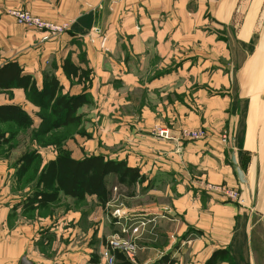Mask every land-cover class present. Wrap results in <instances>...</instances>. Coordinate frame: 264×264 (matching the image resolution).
I'll use <instances>...</instances> for the list:
<instances>
[{
    "label": "crops",
    "instance_id": "1",
    "mask_svg": "<svg viewBox=\"0 0 264 264\" xmlns=\"http://www.w3.org/2000/svg\"><path fill=\"white\" fill-rule=\"evenodd\" d=\"M254 3L0 0V66L17 61L40 88L46 76L55 75L64 93L73 94L69 83L74 81L78 94L85 93L90 100L78 113L85 115L87 129H101V147L88 139L83 152L65 148L76 159L101 154L124 161L143 176L131 184L119 183L115 175L106 180L113 199L119 188L124 211L149 213L136 219L148 223L133 235L140 248L135 264H169L171 260L173 264H207L219 250L225 253L214 264H264V246L257 247L260 234L253 230L252 213L211 189L227 183L243 192V183H250L252 175L241 168L246 182L240 181L234 164L246 156L242 149L247 140L233 138L230 144L219 140L215 132L223 126L224 98L205 88L209 81L222 89L225 80L255 79L242 76L246 67L264 57V29L257 26ZM17 9L67 23L69 29L43 41L41 32L16 22L11 12ZM66 60L88 71L87 84L66 74ZM11 92L12 97L0 92V105L19 104L34 117L32 111L37 108L24 90ZM198 127L214 130V137L181 138L183 129ZM161 129L167 130L168 138L155 133ZM55 147L39 151L42 168L56 158ZM49 149L46 156L44 150ZM13 161L0 157V228L8 226L10 211L21 202L13 190ZM26 198L21 202L23 210ZM113 203L109 199L107 207H99L98 236L134 224L124 220L115 225L109 211ZM49 221L51 228L46 232H0V264H20L24 255L33 264H103L100 257L91 255L92 244L82 249L74 244L76 234H70L69 243L63 241L67 236L61 231L62 219ZM92 235L88 233V240Z\"/></svg>",
    "mask_w": 264,
    "mask_h": 264
},
{
    "label": "rangeland",
    "instance_id": "2",
    "mask_svg": "<svg viewBox=\"0 0 264 264\" xmlns=\"http://www.w3.org/2000/svg\"><path fill=\"white\" fill-rule=\"evenodd\" d=\"M254 9L255 15L258 17L256 18L257 26L260 30H263L264 1L255 0ZM17 10H25L30 12L33 16L41 18L40 16L33 14L30 10ZM260 61L261 62H258L256 60L254 64H250V67H246L244 69V73L242 74L244 78L248 76H255V79L225 80L222 89H218V87L215 88V82L209 81L205 83V88L209 94L222 95L224 98V117L221 129H216L217 132H215L214 130L208 128L198 127L192 129L187 128L181 131V138H186V140H202L210 137L212 138L215 135L214 132L219 134V140H228V144H230L233 138H235V140H247L246 145L242 149L244 154L247 152L246 156L244 155L241 160H234V165L237 168L246 169L248 174L252 175V179L248 184L243 183V192L241 190H237L242 196L243 202L240 203V200H235L231 197L227 198L229 200H235L245 208H248V210L252 213L255 223L253 230L257 235L260 234L256 237L258 248H262L264 246V236H262L264 234V57L260 59ZM252 73L253 75H251ZM73 82L74 81H71L69 83L71 86L70 90L73 94H81H78L79 89L74 88L75 85ZM88 82L89 79L85 82V84ZM11 94L14 96L13 93ZM9 96L11 95L9 94ZM6 98L8 97L6 96ZM30 103L32 104V102ZM239 103L240 105L238 106ZM36 108V112H33L34 109L32 111L34 119L36 120L33 127L18 129L12 124L0 125V131L7 132L9 134L14 133L15 135L12 138L13 141L11 149L8 150L7 147L0 148V157H12L14 160L15 182L13 190L16 196H18L17 198H21V202H23L24 198L32 194L35 190L39 171H41L43 165V158L41 157L39 161L33 164L28 173L22 177H18L17 170L21 165L19 160L22 156L32 151L39 152L49 145H54L52 142L55 141H62V145L64 147H68L69 149L73 148L74 151L76 150L75 152H83V149L86 147V143L89 141L88 139H92L90 140L91 142H96L97 146L101 147V139L98 136L101 129L98 127L93 128L92 130L87 129L85 115L83 117L81 116V122L79 124L61 126L53 128L48 132H44L42 130L48 125H41L38 113L42 112L43 115L49 116L50 112L48 110L42 111L37 106ZM47 119L48 123H51L53 120L49 117ZM189 131L203 132V135L201 136L202 138H192L188 135V133L184 135V132ZM51 150L52 149L47 151L44 150L46 152L45 155L47 156L48 152ZM220 185L226 186L229 189H234L233 186H230L227 183ZM118 189L119 188H115L116 197L114 199L112 198V195L110 197L111 201L114 202L111 207H109L110 216L111 212L116 208L124 209V204L119 199V195H117V192H119L117 191ZM21 202L14 204V208L10 211L8 216V226H6V228H0V232H46L51 228V226L49 227V220H53L55 217L57 219L60 218L63 221L61 231L65 236H67V241L65 240V237H62L66 244L69 243L70 234H76L77 239L74 244L78 243L80 249H82L83 246L86 247L88 244H92L94 247L91 255L94 258L100 257L103 260V264H108V261L104 256V249L106 248L107 241L113 232L107 235L102 234L103 236H98V223H100L98 222V211L101 210L99 207L102 205L100 204L99 199L95 200L92 198H86L83 201H78L62 195L60 201L55 205H52L47 209L29 212H24ZM104 207H107V205ZM109 211L106 213L108 214ZM93 215L95 216L92 217ZM89 232L93 235L88 240L87 235ZM123 236L129 239L133 237L131 233L124 234ZM102 238L103 246L100 248Z\"/></svg>",
    "mask_w": 264,
    "mask_h": 264
},
{
    "label": "trees",
    "instance_id": "3",
    "mask_svg": "<svg viewBox=\"0 0 264 264\" xmlns=\"http://www.w3.org/2000/svg\"><path fill=\"white\" fill-rule=\"evenodd\" d=\"M63 69L68 76L78 77L79 81L84 83L89 79L88 71L80 69L68 60L65 61ZM13 88H22L32 104L42 111L50 112L49 116L43 115L42 112L38 113L41 125H48L42 130L44 132L61 126L79 124L81 122L79 109L90 103L85 93L79 95L64 93L63 85L55 75L46 76L40 88L31 75L24 73V69L17 61H10L0 66V92H8L12 96ZM48 117L53 119L51 123H48ZM3 124L26 129L33 127L35 120L21 105L7 103L0 105V125ZM14 136V133L0 131V148L11 149ZM52 144L57 147V156L49 160L39 171L35 190L26 198L24 212L47 209L58 203L61 195L73 197L78 201L95 195L105 206L111 195L106 183L109 175H115L119 183L131 184L143 179L139 169L128 166L124 161L110 160L101 154L76 159L71 151L62 145V141H55ZM40 159L38 151L22 156L19 160L21 165L17 171L18 177L28 173L33 164ZM224 253L223 250L214 252L207 264H214L217 257ZM114 254L115 264H135L127 260L119 251H115ZM173 263L174 260H171L169 264Z\"/></svg>",
    "mask_w": 264,
    "mask_h": 264
},
{
    "label": "built area",
    "instance_id": "4",
    "mask_svg": "<svg viewBox=\"0 0 264 264\" xmlns=\"http://www.w3.org/2000/svg\"><path fill=\"white\" fill-rule=\"evenodd\" d=\"M11 13L15 17L18 24L41 32L43 34L42 40L44 41L53 40L54 38H57L59 35L69 29V24L67 23H55L51 21H46L39 17L33 16L30 12L25 10H14ZM155 133L163 138L169 137L167 130L164 129L157 130ZM187 133L192 138L199 139L202 138L201 136L203 135V132L201 131L184 132V135H186ZM223 141L226 143L228 142V140ZM211 189L220 191L225 194V196L231 197L232 199L240 200V203L243 202L242 196L235 188L229 189L226 186L218 185L212 187ZM147 214L149 213L142 211H124V209L122 208H116L114 211L111 212V217L113 218L115 225L121 224V222H123L124 220L134 221V224L131 227L123 225L120 230H115L110 235V238L107 241V246L104 249V256L106 257L108 264L116 263V257L114 254L115 251L121 252L127 260L135 262L139 254L140 248L136 241H134L133 237L129 239L124 237L123 235L129 233H131V235H135L144 230L148 222L145 219H136L139 216H145Z\"/></svg>",
    "mask_w": 264,
    "mask_h": 264
},
{
    "label": "water",
    "instance_id": "5",
    "mask_svg": "<svg viewBox=\"0 0 264 264\" xmlns=\"http://www.w3.org/2000/svg\"><path fill=\"white\" fill-rule=\"evenodd\" d=\"M233 160H235V158H233ZM238 177L240 179L241 182H246V178H245V174L242 171V169L238 168ZM20 264H33L32 261H30L26 255H24L21 259Z\"/></svg>",
    "mask_w": 264,
    "mask_h": 264
}]
</instances>
